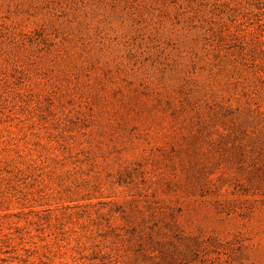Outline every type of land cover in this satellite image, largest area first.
<instances>
[{
	"label": "rangeland",
	"instance_id": "1",
	"mask_svg": "<svg viewBox=\"0 0 264 264\" xmlns=\"http://www.w3.org/2000/svg\"><path fill=\"white\" fill-rule=\"evenodd\" d=\"M0 264H264V0H0Z\"/></svg>",
	"mask_w": 264,
	"mask_h": 264
},
{
	"label": "trees",
	"instance_id": "2",
	"mask_svg": "<svg viewBox=\"0 0 264 264\" xmlns=\"http://www.w3.org/2000/svg\"><path fill=\"white\" fill-rule=\"evenodd\" d=\"M4 261V260H3Z\"/></svg>",
	"mask_w": 264,
	"mask_h": 264
}]
</instances>
